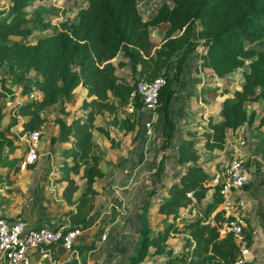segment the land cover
<instances>
[{
    "label": "rangeland",
    "instance_id": "rangeland-1",
    "mask_svg": "<svg viewBox=\"0 0 264 264\" xmlns=\"http://www.w3.org/2000/svg\"><path fill=\"white\" fill-rule=\"evenodd\" d=\"M85 1L0 0V10L9 8L13 3L24 9L28 13L24 25L31 27V32L28 35H10L9 40L35 41L38 37L55 32L62 21L69 20L68 25L72 27L75 11ZM164 2L172 4L171 0H137V6L141 15L148 18ZM39 13L42 14V22L47 24L44 29L41 23L33 20ZM200 27L197 22L192 44L177 52L170 59V66L161 70L165 78H172L178 60L183 59L180 76L173 80L176 93L169 104L168 122L163 112L157 108L152 132L148 135L144 111L141 103H136V98L130 102V97L124 99L126 92H123L121 99L111 91H107L106 99V95L103 98L101 95L93 97L87 94L85 88L82 90L78 86L75 97L39 106L41 121L34 128L40 131L38 157L24 169L16 170L15 167L27 149L26 135L30 129L22 125V121L28 119L29 115L14 113V105L33 100L39 103L42 92L36 88L29 92L25 89L27 83L40 78L41 74L36 70H23L19 65L10 70L7 62L1 64L0 128L13 119L18 122L0 134L2 138L13 139V144L5 146L1 152L0 174L5 181L0 183V215L11 219L21 218L34 225L35 222L43 223L41 220L49 222L46 224L72 225L67 212L75 209V203L82 196L86 179L84 168L93 164L104 175L95 179L96 192L86 196V211L89 214L87 226L81 228L82 232L76 238L78 258L72 256L71 262L64 264H70L74 260L76 264L130 262L142 240L140 227L143 209H147L150 234L167 223H175L176 228L169 231L165 242L166 249L170 247L171 252L156 255L155 248L150 246L140 264H168L172 259H179L181 254L190 251L192 247L189 245L194 243V239L190 234L191 228L185 225V221L203 215L205 204L211 195L208 194L202 202L190 201L178 207L176 217L157 212L156 209L158 203L169 196V184L179 181L186 165L193 163L179 160L178 144L182 139L197 140L195 149L199 155L198 162L208 173L226 158L224 143L222 148H218L205 144V141L213 130L212 124L221 119L222 100L226 96H233L234 91L240 87L242 71L248 65L246 62L223 77L207 76L201 69V56L206 45L198 35ZM150 31L155 37H159L156 29L151 28ZM251 44L264 52V43ZM117 73L125 82L135 84L137 76L132 73L129 62L118 66ZM2 79L4 85L1 84ZM123 89L124 87H120V90ZM259 101H246L244 105L248 111L253 110V105L260 110L258 118L261 120L264 115V100ZM59 119L78 133L88 134V139L77 144L74 134H62ZM165 129L172 133V138L170 145L163 149L161 144ZM239 136L246 140L243 152L246 153L245 159L252 171V180L248 185L251 191L245 198L248 200L249 215L257 227L256 237L259 240L258 248L253 247V254L259 257L264 256V123L254 126L244 123L233 131L227 130L225 140ZM74 152L84 154L75 156ZM163 153L167 154L164 170L157 177L156 167ZM69 179L77 185L70 200L65 194ZM187 194L191 196V192ZM213 213L214 211L206 221L214 223ZM92 217L98 220H92ZM219 223L220 221L217 222L218 225ZM251 223L247 219L248 229ZM221 236L223 235L220 234ZM90 243H96L92 250H82L79 247ZM260 245L263 247L262 254ZM187 259L174 264H187ZM0 264L4 262L0 260Z\"/></svg>",
    "mask_w": 264,
    "mask_h": 264
},
{
    "label": "trees",
    "instance_id": "trees-1",
    "mask_svg": "<svg viewBox=\"0 0 264 264\" xmlns=\"http://www.w3.org/2000/svg\"><path fill=\"white\" fill-rule=\"evenodd\" d=\"M162 3L153 15L144 18L138 10L137 0H87V4L78 8L75 23L71 27L69 20L62 21L59 29L38 37L35 41L9 40L10 35H28L31 28L24 25L28 13L13 3L9 8L0 10V65L7 62L10 70L19 65L23 70L39 71L41 76L26 84V92L36 88L42 92L37 103L20 102L14 105V113L28 114L22 125L30 131L40 125L38 108L40 105L64 102L76 96V87L81 86L93 97L100 95L107 98V91L127 99L134 85L125 82L117 73V67L129 62L132 73L138 78L152 79L161 74V70L170 66V59L181 50L192 44L195 24L200 23L198 35L203 38L206 50L202 54L201 69L207 76L223 77L236 68L245 65L242 71L240 87L233 96L222 100L221 119L212 124V132L205 144L222 148L227 130L233 131L244 123L252 124L255 110L248 111L246 101H258L264 98V52L257 49L254 42L264 43V0H171ZM35 22H42V14H36ZM155 28L159 37L150 34ZM125 57L128 61L120 58ZM116 60V61H115ZM183 59H179L172 78L166 77L165 84L159 90L158 105L169 121V104L176 92L173 80L178 79L183 69ZM4 85L2 79L1 84ZM120 87H124L120 90ZM227 91V89H225ZM121 98V99H122ZM120 99V100H121ZM92 100V99H91ZM119 100V101H120ZM136 103H141L139 96ZM13 119L0 128V134L17 123ZM62 134H74L76 143L81 144L88 139V134H80L59 119ZM264 123V115L258 124ZM67 126V127H66ZM162 148L166 149L171 142L172 133L165 129ZM195 139H182L178 144L179 160L192 161L180 174V180L169 184V196L158 203L157 212L177 216L176 209L184 204L202 202L210 188L209 173L198 162ZM13 144V139L0 137L1 152L5 146ZM74 152V155H83ZM24 157V155H23ZM21 157L16 162V170L20 168ZM163 153L156 167V175L160 177L164 170ZM32 164V163H31ZM30 165V164H29ZM104 172L93 164L84 168L85 187L81 198L75 203V209L67 212L72 226H87L86 205L87 194L96 192L94 182ZM4 176L0 174V183ZM77 185L69 179L65 194L70 200ZM191 192V196L187 193ZM219 206V209H218ZM148 208V207H147ZM213 220L206 221L213 212ZM0 217H5L0 215ZM222 221L221 195L218 190L212 191L205 204L201 216L188 219L185 225L191 228L190 234L194 243L190 251L181 254V258L172 259L168 264L188 260V264H234L238 254V245L233 235L226 233L220 237L216 220ZM220 224V223H219ZM218 225V226H217ZM175 223H167L150 234L147 209L141 213L140 233L142 240L137 247L136 255L127 264H140L148 247L153 246L155 254L171 252L166 249L169 231L175 229ZM251 243L249 232L246 235ZM96 243L81 244L82 250L95 248ZM70 264H76L74 260ZM154 264V262L150 263Z\"/></svg>",
    "mask_w": 264,
    "mask_h": 264
},
{
    "label": "built area",
    "instance_id": "built-area-1",
    "mask_svg": "<svg viewBox=\"0 0 264 264\" xmlns=\"http://www.w3.org/2000/svg\"><path fill=\"white\" fill-rule=\"evenodd\" d=\"M166 78L159 74L152 79L138 78L130 91V102L137 96L142 100L144 124L148 135L152 132V123L157 111L160 88ZM40 131L38 129L27 132V149L20 162L24 169L38 157ZM226 158L221 164L209 173L210 190H218L221 195L223 219L218 230L221 235L231 233L238 245V254L234 264H247L250 256V247L247 245L245 227L246 201L242 196L244 186L251 179V169L246 162V153L243 147L246 140L240 136L227 138L224 142ZM82 229L69 224H30L21 218L0 217V260L4 264H39L31 253L39 248L60 244L68 255L63 263L69 262L75 249V239ZM46 256L47 251H42Z\"/></svg>",
    "mask_w": 264,
    "mask_h": 264
},
{
    "label": "crops",
    "instance_id": "crops-1",
    "mask_svg": "<svg viewBox=\"0 0 264 264\" xmlns=\"http://www.w3.org/2000/svg\"><path fill=\"white\" fill-rule=\"evenodd\" d=\"M87 4V0L85 1L84 4H82L81 6L83 5H86ZM79 6V7H81ZM78 7V8H79ZM78 8L76 9L75 13L77 12ZM75 17V16H74ZM74 23H75V20H74ZM31 28V27H30ZM155 29V28H154ZM157 31V30H156ZM51 33V32H50ZM158 33V31H157ZM48 34V33H47ZM150 34L153 35L150 31ZM46 35V34H45ZM44 36V35H43ZM153 36H156V35H153ZM123 60L125 61H128L127 58H123ZM184 71V70H183ZM201 73H202V70H201ZM78 87H76L75 90H77ZM80 89L83 90V87H79ZM176 93V92H175ZM174 97V95H173ZM172 97V99H173ZM171 99V101H172ZM264 100V98H262ZM253 102H260L259 100L258 101H253ZM171 103V102H170ZM253 110H255V119H254V122L252 124H247V126H254V125H257L259 123V115L258 113L260 112V110H258L254 105L252 107ZM261 116V115H260ZM259 117V118H258ZM251 176H252V172H251ZM252 179H250V181L244 186V189L242 191V196L243 198L245 199L246 201V205L248 204V200L245 198L246 197V194H249V191H251L250 188H248V185L250 184ZM244 192V193H243ZM208 194H212V191L209 189L208 190ZM119 208V207H118ZM250 208V207H249ZM249 208L246 207L245 209V227H244V232H245V237L247 235V232H249V236L252 237V240H251V243L250 244H247L249 247H250V256H249V260L247 262V264H264V256H259V257H256L254 254H253V247L255 246V248H258V239L256 237V234H257V227L254 225V222L252 221V217H250L249 215ZM122 212L123 214H125V209L122 207ZM124 209V210H123ZM120 210V208H119ZM248 211V212H247ZM0 212H1V209H0ZM104 213V212H103ZM92 220L95 219L94 217L91 218ZM247 219H248V222L251 221V225H250V229H248L247 227ZM95 220H98L97 218ZM41 222L43 223H40V222H35V225H40V224H46V223H49L48 221L46 220H41ZM31 224V223H30ZM252 230V232H251ZM82 232V231H81ZM81 234V233H80ZM250 237V238H251ZM254 238V240H253ZM246 240H247V237H246ZM75 242H76V239H75ZM103 243V241L101 242ZM100 243V244H101ZM261 246V245H260ZM76 249V248H75ZM94 249V248H93ZM77 250V249H76ZM89 250H92V249H89ZM261 250V254H262V250H263V247L261 246L260 249ZM42 251H47V255L44 256ZM32 258L39 264H64L63 263V259L65 258V256L67 255V251L61 247L60 244H55V245H50V246H46V247H42V248H39V249H36L34 250L32 253ZM156 255H160V254H156ZM72 256H75L76 258H78V250H77V254H73ZM71 256V257H72ZM71 262V260H70ZM177 263V262H176ZM174 264V263H173ZM188 264V263H187Z\"/></svg>",
    "mask_w": 264,
    "mask_h": 264
}]
</instances>
